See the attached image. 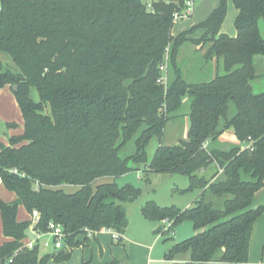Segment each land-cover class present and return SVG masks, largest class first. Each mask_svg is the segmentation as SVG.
Listing matches in <instances>:
<instances>
[{
	"label": "trees",
	"instance_id": "16d2710c",
	"mask_svg": "<svg viewBox=\"0 0 264 264\" xmlns=\"http://www.w3.org/2000/svg\"><path fill=\"white\" fill-rule=\"evenodd\" d=\"M231 1L234 37L220 33L226 0L177 36L171 35L173 15L184 0H152L150 10L145 0H0V54L9 59L8 65L0 60V88L17 87L12 92L23 118L22 132L0 143V182L16 196L0 198L7 239L0 264H61L70 257L69 251L25 247L32 221H17L19 206L30 216L39 213V233L49 223L60 225L70 249L80 235L112 230L122 236L123 205L141 190L116 180L139 165L147 174L185 175L202 190L185 210L152 201L140 209L146 220L170 223L171 235L181 223L192 224L195 234L169 249L170 264H183L172 260L186 252L191 263L247 264L252 227L264 212V91L251 86L259 78L255 59L264 57V0ZM187 42L205 61H216L209 80L183 79L177 58ZM166 53L164 89L157 81ZM185 103L186 139L160 143L147 162L149 141H161ZM227 130L250 148L210 146ZM137 133L134 154L119 157ZM212 166V175L203 176ZM206 195L223 198L222 207Z\"/></svg>",
	"mask_w": 264,
	"mask_h": 264
},
{
	"label": "rangeland",
	"instance_id": "374dc122",
	"mask_svg": "<svg viewBox=\"0 0 264 264\" xmlns=\"http://www.w3.org/2000/svg\"><path fill=\"white\" fill-rule=\"evenodd\" d=\"M220 0H194V8L191 15L185 19L177 20L173 23L171 35L177 36L182 30H188L192 26L204 21L212 10L217 7ZM234 8L231 0H226V16L222 23L223 31L227 34H235L234 27ZM199 33L190 35L195 39ZM8 59L6 55L0 54ZM9 60V59H8ZM214 60V59H213ZM205 61L203 51L198 50L197 46L187 42L179 50L177 61L180 63L183 79L189 83L204 82L209 80L212 73V61ZM256 72L259 78L251 83L253 92L260 93L264 91V57L255 59ZM216 66V61H215ZM168 79V76H167ZM168 83V82H167ZM6 93H3V92ZM33 100L37 101V94L30 93ZM188 103L183 105L178 116L172 117L165 125L161 141L153 137L145 148L147 162L152 159L158 145H174L179 140L186 139L189 125L187 112ZM235 112L233 104H230L229 115ZM7 123L17 124L15 132H22L23 118L14 94L7 86L0 88V143L7 145L8 139L12 135L7 129ZM228 132L230 130H227ZM138 133L124 145L119 151V157L126 158L135 152L134 141ZM236 139V137H235ZM238 144H242L237 139ZM139 170H133L123 175L118 180V185H132L141 190L140 196L131 203L126 204V216L128 226L125 238L114 242L108 240V235L103 234L101 237L102 253L99 254L96 246L86 248L83 251H73L66 264H106L115 259L118 264H165L166 256L169 249L176 243L192 237L195 232L190 222H183L174 228V237L167 232V226L164 224V231L159 234H153L158 224L156 221L146 220L140 215L141 207L149 201L154 202L159 207L177 208L185 210L189 208L196 198L199 197L202 190L198 187H192L187 176L181 174H160L148 173L144 171V166L139 165ZM215 171V170H214ZM206 178L210 177V171L204 173ZM207 200H212L216 208L222 207L223 198H210L206 195ZM23 210L18 211V217H22ZM251 231V244L248 253L247 264H264V212L253 224ZM0 238H2L0 228ZM190 261L189 253H178L173 257L172 262L187 263Z\"/></svg>",
	"mask_w": 264,
	"mask_h": 264
},
{
	"label": "crops",
	"instance_id": "0c3cea01",
	"mask_svg": "<svg viewBox=\"0 0 264 264\" xmlns=\"http://www.w3.org/2000/svg\"><path fill=\"white\" fill-rule=\"evenodd\" d=\"M216 8V7H215ZM234 8V7H233ZM234 14H235V17H236V14H237V11L234 9ZM235 17H234V19H235ZM183 31H186V30H182V32ZM181 33V32H180ZM220 33L221 34H225V35H227V36H229V37H234L235 35H236V31H235V34H227L226 32H224L223 31V26L221 25V29H220ZM179 34V33H178ZM177 34V35H178ZM176 36V35H175ZM2 62L5 64V65H8L9 64V60L8 59H5L4 57H2ZM212 73H211V75L209 76V78H212V76H214V74H215V72H214V68H215V60H213L212 61ZM256 66V65H255ZM8 88H9V90H11L10 89V87L9 86H7ZM32 92V91H31ZM35 92V91H34ZM3 93H6L5 91L3 92ZM32 98V97H31ZM11 131V133H12V135H16V134H20V132H15L16 131V129H11L10 130ZM11 135V136H12ZM183 140V139H182ZM181 140H179V142H180ZM178 142V143H179ZM177 143V144H178ZM210 146H213V147H216V148H218V149H221V150H224V149H228V148H230V147H232V146H240L241 148H243V144H238V142L236 141V139H235V136H234V134H233V132L232 131H225L219 138H218V140H217V142L216 143H213V144H211ZM214 167L212 166V167H210V168H208L206 171H204V173H207L208 171H210V176L212 175V173L214 172ZM203 173V174H204ZM121 178V177H120ZM120 178H118L117 180H116V182H117V184H118V180L120 179ZM118 186H120V185H118ZM122 186H124V185H122ZM121 187V186H120ZM62 188H64L65 190H67V191H74V189L75 188H73V187H71V186H67V185H65V186H62ZM0 198L2 199V200H4V201H6V202H10V201H13L15 198H16V196H15V194H13V193H11V192H8V191H6L4 188H3V186H2V184H1V182H0ZM126 204H128V203H126ZM126 204H124L123 206H125ZM20 209H22L23 210V212L24 213H22L23 215H22V217H18V212H17V221H19V222H21V221H26V220H31V216L30 215H28L26 212H25V210H24V208L22 207V206H19L18 207V211L20 210ZM124 209H125V207H124ZM125 212H126V210H125ZM140 215H141V213H140ZM141 217H142V215H141ZM157 224H158V226H157V228L154 230V232H153V234H159V233H161V232H163L164 231V223L163 222H156ZM127 226H128V222H127ZM254 226V225H253ZM159 227H161V230H159L158 231V228ZM0 228H1V222H0ZM126 229H127V227H126ZM126 229L124 230V232H123V234H122V238L124 239L125 238V231H126ZM156 231H158L157 233H156ZM1 233H2V231H1ZM103 234H106V235H108V240L113 244L115 241L111 238V236H110V234L109 233H107V232H105V231H99V232H97L95 235H94V237L93 238H91V237H88V239H85L84 238V236H82V235H80V236H78L75 240L76 241H79V245L77 246V247H75V248H72V249H70V248H68L67 246H66V244H64V246L61 248V249H59V250H54L53 249V247H52V244H50L48 247H44V243L46 242V241H49V239H48V236L46 235V233H39V232H37L36 231V229H35V227H34V225H31L30 226V229H29V232H28V234H27V238L26 239H24L23 240V244H24V246H26L27 244H29V243H33V244H35V245H38L39 246V248L42 250V251H48V252H51V253H53V254H57V253H59V252H61V251H69L70 252V255H71V253L73 252V251H83L84 249H86V248H90V247H92V246H96V248H97V250H98V253L99 254H101L102 253V250H103V248H102V245H101V242H100V240H101V237L103 236ZM174 234V233H173ZM173 237L175 236V235H172ZM250 240H251V236H250ZM5 241H7V239H5L4 237H3V235H2V238H0V245L3 243V242H5ZM116 242H118V241H116ZM250 244H251V241H249V249H250ZM248 253H249V251H248ZM166 260V259H165ZM112 261H116L115 259H112L110 262H107L106 264H109V263H111ZM67 262V261H66ZM66 262H63V263H61V264H66ZM117 262V261H116ZM82 263H85V262H82ZM118 263V262H117ZM171 263V261H167L166 260V263L165 264H170Z\"/></svg>",
	"mask_w": 264,
	"mask_h": 264
},
{
	"label": "built area",
	"instance_id": "2783aa9c",
	"mask_svg": "<svg viewBox=\"0 0 264 264\" xmlns=\"http://www.w3.org/2000/svg\"><path fill=\"white\" fill-rule=\"evenodd\" d=\"M151 4H152V0H145V6H146L147 10L151 9ZM193 8H194V0H184L183 9L181 11L175 12L173 15V23L177 20H182V19L189 17L191 15V13L193 12ZM159 71H160L161 75L158 78L157 82L159 84H161L164 89H166L167 82H168V79H167V53L165 54L164 62L159 66ZM243 148H250V146L248 143H246V144H243ZM21 176L24 177V175H21ZM36 186H37V184H36ZM38 219H39V213L37 211H33L31 214L32 225H35L37 223ZM163 223L167 226V228L170 225V223L165 222V221H163ZM103 231L109 233L111 238L114 241H119L122 238V236L115 231H112V230H103ZM46 235L48 236L49 241H46L43 244L44 247H48L50 244H52V247L54 250H59L64 246V244H65L64 241H65L66 235L64 233L63 228L60 225H57L54 223H49ZM91 236H92V234L88 233V237H91ZM34 245L35 244H33V243H29L25 247L31 248ZM9 261H11V260H9ZM183 264H199V263L187 262V263H183Z\"/></svg>",
	"mask_w": 264,
	"mask_h": 264
},
{
	"label": "water",
	"instance_id": "95a60500",
	"mask_svg": "<svg viewBox=\"0 0 264 264\" xmlns=\"http://www.w3.org/2000/svg\"><path fill=\"white\" fill-rule=\"evenodd\" d=\"M16 89H17V87H16V86H13V87H12V91H14V92H15V91H16ZM159 230H161V227H159V228H158V231H159ZM158 231H156V233H157Z\"/></svg>",
	"mask_w": 264,
	"mask_h": 264
}]
</instances>
